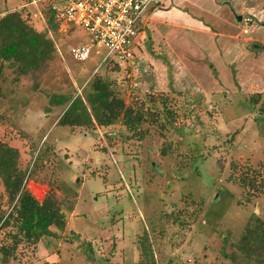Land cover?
I'll return each instance as SVG.
<instances>
[{
  "label": "rangeland",
  "instance_id": "rangeland-1",
  "mask_svg": "<svg viewBox=\"0 0 264 264\" xmlns=\"http://www.w3.org/2000/svg\"><path fill=\"white\" fill-rule=\"evenodd\" d=\"M162 1L158 8L176 6L173 0ZM234 1L247 32L264 22V0ZM12 3L0 0V13L10 10ZM23 3L16 0L17 7ZM32 6L28 8L34 17L29 20L41 31L45 21ZM157 21L163 17H157L147 30L150 39H145L140 51H145V57L137 55L133 67L118 71L99 67L101 50L86 61H76L70 49L80 44L78 37H89L81 28L64 34L67 28L60 27V53L46 75L44 92L31 97L29 108L15 124L0 126V142L18 149L20 167L28 171L26 188L40 200L50 191L67 219L66 229L44 239L34 260L24 259L25 264L47 260L86 264L87 242L99 264H139L136 242L144 229L155 239L157 264H232L226 254L237 250L247 222L255 217L264 221V99L256 102L241 94L235 82L239 74L232 69V77H237H229V84L224 71L219 77L216 72L208 78L200 75L205 86L213 88L209 100L201 87L198 91L187 85L178 86L181 91L174 89L168 72L166 78L152 75L155 86L150 90L145 78L146 69L154 68L151 56L161 59L164 48L176 49ZM171 34L187 39L179 31ZM260 63L264 70V59ZM97 68L99 74L115 80L126 103L142 102L149 110L157 103L158 123L143 126V138L120 121L109 127L70 129L56 124L62 107L45 112V94L65 90L80 94ZM262 77L260 90L264 89ZM147 94L155 95L148 101L149 97L142 98ZM251 178L258 185L256 194L241 184ZM5 231L0 230V244Z\"/></svg>",
  "mask_w": 264,
  "mask_h": 264
},
{
  "label": "trees",
  "instance_id": "trees-1",
  "mask_svg": "<svg viewBox=\"0 0 264 264\" xmlns=\"http://www.w3.org/2000/svg\"><path fill=\"white\" fill-rule=\"evenodd\" d=\"M22 1L23 5L7 9L0 16L1 127L15 124V119L29 108L31 97L44 92L42 87L45 85L46 75L60 53L61 42L58 36L62 33L70 34L77 28L72 25L60 33V25L54 12L49 6L42 5L46 27L39 31L29 20L34 17L28 8L32 6L31 0ZM81 38L84 37H78L80 42L77 43L87 40ZM100 67L112 69L111 71L121 68L113 60L104 62ZM98 71L99 69L93 71L80 94L73 90L45 94L48 97L44 105L45 112L62 107L56 124L70 129L109 127L120 121L127 130L143 138L145 131H142V127L158 123L157 103L153 104L151 110L144 108L145 103L142 102L135 105L126 103L115 87V80H110L108 74L101 75ZM153 95L155 94H147L142 98L149 97V101ZM248 98L261 101L259 94H252ZM27 172L26 168L20 167L18 149L0 142V185L3 188L0 193V230L6 229L4 241L0 244V264H25L26 259L34 260L35 251L44 239L55 237L57 231L66 229L67 219L60 201L50 191L46 192L41 201L37 200L26 188L29 180ZM241 184L252 193L258 188L253 178L243 179ZM175 220L181 223L180 217L176 216ZM139 235L136 242L139 250L138 263L157 264L153 251L155 239L150 238L145 229ZM238 241L237 250L226 254L232 264H264V221L261 218L249 220ZM26 249H31V253ZM23 250L27 252L23 253ZM83 250L86 264H99L90 242L84 245ZM27 253L30 255H25ZM49 263L53 264L49 260L43 264ZM107 264H111L110 261Z\"/></svg>",
  "mask_w": 264,
  "mask_h": 264
},
{
  "label": "crops",
  "instance_id": "crops-1",
  "mask_svg": "<svg viewBox=\"0 0 264 264\" xmlns=\"http://www.w3.org/2000/svg\"><path fill=\"white\" fill-rule=\"evenodd\" d=\"M173 1L176 4L174 7L167 9L165 6L161 8L154 7L152 11L150 9L141 29L142 44L141 47L137 48L138 50H135V58L137 55L138 58L145 57V51H140L143 48L142 45L145 43V39H150L147 30L151 29L150 25L156 21L157 17H163V21H157L155 24L161 26L167 42L176 46L175 50L170 48L172 52L164 48L163 58L161 59H155L153 56H151V59L149 58L150 65H154V68L152 67V71L149 70L150 67L146 69L147 77L145 79L148 81V88L152 90L155 86L153 85L152 75L157 78L159 74V78L161 75L166 78L168 72V75H171L170 78L174 81V89L181 91L178 86L184 85L192 86L196 90L201 87L206 100H209L208 93L213 91V88L211 86L207 88L203 78L210 77L214 72L219 77L220 73L224 71L229 84V77L230 80H235V77H237V75L232 77V69L239 74L235 81L238 91L245 94L247 98L252 94H259L262 101L264 99V89L260 90L259 85L264 70H260L259 66L261 65L260 60L264 59V22L258 26H253L251 31L244 33L245 23L243 18L237 19V16L241 15H237L238 11L234 0ZM167 2L169 0L162 1L165 4ZM177 4L179 7H177ZM12 5V8L17 7L16 0H13ZM4 14L5 12H2L0 16ZM170 18L173 22H168ZM235 21L241 24L239 25ZM170 30L185 33L187 39L184 36L174 37ZM152 35L154 36V34ZM179 39H185V41L181 42ZM179 44H181V47H179ZM251 54L253 56H250ZM214 64L217 68L216 71ZM240 72H244V75H241ZM200 75L204 77L201 78ZM221 83L224 86V81ZM190 91L195 95L192 92L195 90Z\"/></svg>",
  "mask_w": 264,
  "mask_h": 264
},
{
  "label": "built area",
  "instance_id": "built-area-1",
  "mask_svg": "<svg viewBox=\"0 0 264 264\" xmlns=\"http://www.w3.org/2000/svg\"><path fill=\"white\" fill-rule=\"evenodd\" d=\"M161 1L31 0L30 4L36 7V15L39 14L42 20L41 6L47 5L54 12L60 27L68 29L73 25L85 31L89 37L87 42L70 49L76 61H86L92 53L99 55L101 50L103 54L99 67L113 60L122 68H131L135 65V50L142 44L145 13ZM243 32L247 30L243 29Z\"/></svg>",
  "mask_w": 264,
  "mask_h": 264
},
{
  "label": "water",
  "instance_id": "water-1",
  "mask_svg": "<svg viewBox=\"0 0 264 264\" xmlns=\"http://www.w3.org/2000/svg\"><path fill=\"white\" fill-rule=\"evenodd\" d=\"M241 16H237V19L240 20ZM35 196V195H34ZM36 197V196H35ZM37 200H40L36 197ZM41 201V200H40Z\"/></svg>",
  "mask_w": 264,
  "mask_h": 264
}]
</instances>
